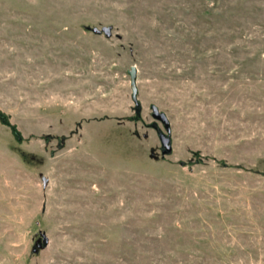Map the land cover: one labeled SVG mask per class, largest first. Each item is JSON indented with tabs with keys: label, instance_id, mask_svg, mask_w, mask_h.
<instances>
[{
	"label": "rangeland",
	"instance_id": "rangeland-1",
	"mask_svg": "<svg viewBox=\"0 0 264 264\" xmlns=\"http://www.w3.org/2000/svg\"><path fill=\"white\" fill-rule=\"evenodd\" d=\"M0 111V264H264V0H0Z\"/></svg>",
	"mask_w": 264,
	"mask_h": 264
},
{
	"label": "water",
	"instance_id": "water-1",
	"mask_svg": "<svg viewBox=\"0 0 264 264\" xmlns=\"http://www.w3.org/2000/svg\"><path fill=\"white\" fill-rule=\"evenodd\" d=\"M87 30L91 31L93 34L96 35H103L106 38L111 37L112 35V26H103L100 29L97 27H86ZM130 76V87H131V98L135 104V106H138L137 102V88H136V69L134 67H131L129 71ZM151 115L152 118L158 122H160L166 131L169 133V123L164 113H161L155 106L151 107ZM160 139V152L161 155L169 154L170 153V139L169 137L165 136L164 134L160 133L158 134ZM43 184H46V179L43 178Z\"/></svg>",
	"mask_w": 264,
	"mask_h": 264
},
{
	"label": "trees",
	"instance_id": "trees-1",
	"mask_svg": "<svg viewBox=\"0 0 264 264\" xmlns=\"http://www.w3.org/2000/svg\"><path fill=\"white\" fill-rule=\"evenodd\" d=\"M0 123L7 127L16 143L21 142L22 136L21 133L17 130L16 126L9 121V116L0 111ZM26 158L25 155H22V158Z\"/></svg>",
	"mask_w": 264,
	"mask_h": 264
}]
</instances>
